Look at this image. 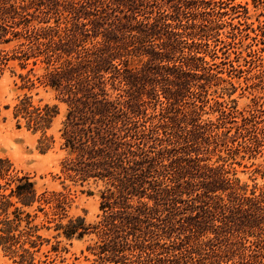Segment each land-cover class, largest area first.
Returning a JSON list of instances; mask_svg holds the SVG:
<instances>
[{
    "label": "trees",
    "instance_id": "trees-1",
    "mask_svg": "<svg viewBox=\"0 0 264 264\" xmlns=\"http://www.w3.org/2000/svg\"><path fill=\"white\" fill-rule=\"evenodd\" d=\"M242 14L234 0H0V77L18 66L23 87L56 100L24 93L16 126L40 131L45 152L65 106L62 189L39 191L0 156L2 250L42 264L51 230L90 236L93 264H264V187L248 190L235 172L238 158L264 154V70L247 85L262 93L247 109L223 99L244 71L237 41L264 43L261 26L250 36L229 21ZM247 57L256 67L259 51ZM65 180L101 186L94 222L69 213Z\"/></svg>",
    "mask_w": 264,
    "mask_h": 264
},
{
    "label": "rangeland",
    "instance_id": "rangeland-1",
    "mask_svg": "<svg viewBox=\"0 0 264 264\" xmlns=\"http://www.w3.org/2000/svg\"><path fill=\"white\" fill-rule=\"evenodd\" d=\"M234 2L245 6L247 14L246 16L242 14L232 20L229 19V21L236 24L243 31L242 34L248 33L250 36H254L251 28L258 30L257 26H261L264 32V0H234ZM228 29L229 25L226 24L221 31H228ZM262 40L264 42V38ZM237 42L235 49L241 51L238 63L244 71L237 73L240 77L232 79L236 90L231 96L224 95L223 99H234L238 108L247 109L251 105V98L254 95H262L261 92L252 90L247 85L254 80L253 75L258 70H264V43L256 42L250 37H243ZM219 45L221 46V44ZM222 49L226 50V48ZM251 49L259 51L260 60H255L253 65L255 64L256 67L249 69L242 58L249 59L247 53ZM232 50L228 49L230 58L234 56ZM218 54H221V51H218ZM25 72V70H21L16 66L13 72L7 70L0 77V156L8 157L15 169L30 174L39 191L44 189L60 190L62 189V179L58 178V175L60 173V161L64 157L65 151L60 148L58 129L61 127V122L64 118L65 106L61 103L58 104L59 112L54 118L51 128L47 130V134L54 135V144L49 150L41 152L38 146V138L41 132H33L27 129L23 122L21 127H17L12 117V106L24 93L31 95L35 103L52 104L56 100L51 89L38 86V84L31 89L23 87V85L29 83L25 81L26 79H21L19 74L24 75ZM211 116L214 117L215 113H212ZM238 159L241 164H235L236 176L242 183L248 185V190L253 186L264 187V154L253 160ZM64 185H67L72 197L69 213L82 215L86 222H94L99 213V189L101 186H96L92 182L78 184L70 180H65ZM39 216L37 221L43 218L41 213H39ZM41 233L48 238V241L43 243L40 251L36 254V259L44 260L42 264H93V256L85 251V246L89 242L90 236L68 240L64 237L55 238L53 236L54 232L51 230H42ZM56 240H61L59 250L53 251L52 245L56 244ZM14 259L18 260V257H11L0 247V264H18Z\"/></svg>",
    "mask_w": 264,
    "mask_h": 264
}]
</instances>
